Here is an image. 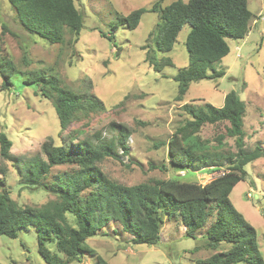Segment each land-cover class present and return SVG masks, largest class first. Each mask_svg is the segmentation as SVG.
I'll list each match as a JSON object with an SVG mask.
<instances>
[{
  "label": "rangeland",
  "instance_id": "1",
  "mask_svg": "<svg viewBox=\"0 0 264 264\" xmlns=\"http://www.w3.org/2000/svg\"><path fill=\"white\" fill-rule=\"evenodd\" d=\"M74 1L84 17L81 33L76 36L67 30L62 43H52L28 31L9 0H0V57L8 54L16 68V71H10L12 85L9 88H2L0 72V132H5L12 140L11 150L15 156L6 159L0 154V168L6 170L5 174L0 173V184L2 178L5 180L0 186L19 205L41 206L57 198L42 186L24 183L16 167L20 164L19 158L41 153V144L48 137H53L55 143L60 142L61 126L52 100L24 82L23 73L30 70L55 74L63 85L74 91L83 90L90 80L91 91L104 101L106 109L103 112L73 122L65 130L66 135L73 131L86 137L100 132V138L109 141L118 135V131L110 126L112 122L128 127L131 153L123 155L119 148L118 157L106 156L99 162L103 172L120 183L134 185L153 178H168L173 170L160 166L168 161L166 142L169 136L186 115L182 106L209 102L220 107L225 94L233 89L247 105L244 118L247 148L253 149L257 145L264 148V0H248L254 13L248 34L239 40L227 38L230 51L216 63V68L223 69L225 74L216 79L192 82L182 101L176 100L178 82L174 75L188 65L189 23L180 30L173 49L162 53L155 44L159 13L150 10L157 0ZM172 1L164 0L162 6ZM140 7L147 11L135 29L120 25L113 31L114 40L101 35V32L112 30L111 23L117 14L128 15ZM254 19L259 21L256 26ZM147 51L157 59L170 57L173 64L156 71L146 61ZM225 125V122L206 125L200 137L202 140L209 138L210 145L217 148L216 136L225 131ZM222 144L224 154L236 151L234 138L225 136ZM73 170L75 167L71 164L55 165L42 182L57 185L65 173ZM246 170L247 178L235 185L230 198L255 226L264 257V157L248 163ZM186 171L184 175L179 172L175 175L181 180L207 183L222 173ZM66 215L69 222L76 225L74 216ZM214 219L215 215L210 217L206 226L197 232V238L187 237L184 225L168 219L157 245L132 243V236L123 231L118 221L112 220L87 242L110 264H196L197 259L229 247L221 244L212 249L206 244L203 234ZM37 232L35 226H29L19 230L15 238L1 235L0 264H47L38 252ZM47 246L57 251L55 242L49 241ZM69 264H98V260L85 254Z\"/></svg>",
  "mask_w": 264,
  "mask_h": 264
},
{
  "label": "trees",
  "instance_id": "2",
  "mask_svg": "<svg viewBox=\"0 0 264 264\" xmlns=\"http://www.w3.org/2000/svg\"><path fill=\"white\" fill-rule=\"evenodd\" d=\"M163 1L157 0L150 8L159 13L155 35L159 52L171 51L184 24L191 26L186 38L188 65L174 75L178 82L176 100L181 101L192 82L216 79L225 74L223 69L216 68V63L230 51L227 38L243 39L250 30L254 13L248 6V0H174L162 6ZM9 2L28 31L52 43H62L67 30L78 36L84 27L83 14L74 0ZM146 11L140 7L128 15L117 14L111 23L112 30L101 32V35L114 40L113 31L120 25L135 29ZM2 56V88H9L16 68L8 54ZM146 61L156 71L173 64L170 57L157 59L149 51ZM23 74L26 84L52 100L61 126L60 142L55 143L53 137H48L41 144V153L19 158L20 164L15 165L24 183L42 186L57 198L41 206H21L0 186V236L15 238L19 230L35 226L38 230V252L47 264H69L85 254L95 256L98 264H110L97 254L87 239L112 220L118 221L123 231L132 236V243L157 245L166 220L179 222L185 226L187 237L197 238V232L215 215L203 234L205 242L212 249L221 244L229 247L197 259L196 264L248 261L264 264L255 226L230 198L235 185L248 176L246 165L264 157L261 145L247 148L244 128L247 105L237 90L227 92L220 107L209 102L202 105L185 103L182 106L186 113L184 120L175 127L166 142L169 167L167 164L160 166L161 169L173 170L172 174L168 178L126 185L109 178L99 166L106 156L118 157L119 148L125 155L131 153L127 145L130 133L125 124L111 123L118 135L109 141L100 138V132L86 137H80L73 131L65 134L73 122L106 109L104 101L91 91L92 82L89 80L83 90L74 91L63 85L55 74L38 69ZM221 122L226 124L225 131L216 136V148L210 145L209 138L202 140L200 132L206 125ZM225 136L234 138L236 151L225 154L221 151ZM12 144L9 136L1 131L2 157H15ZM59 164H71L75 170L65 173L57 185L43 183L52 168ZM203 168L222 173L207 183L185 181L175 175L181 170L199 171ZM5 171L0 168L1 174ZM4 181L2 178L1 182ZM84 192L87 194L83 195ZM67 213L74 216L76 225L69 222ZM49 241L55 242L57 251L47 246Z\"/></svg>",
  "mask_w": 264,
  "mask_h": 264
},
{
  "label": "built area",
  "instance_id": "3",
  "mask_svg": "<svg viewBox=\"0 0 264 264\" xmlns=\"http://www.w3.org/2000/svg\"><path fill=\"white\" fill-rule=\"evenodd\" d=\"M120 153L123 154V155H125L123 149L120 150ZM186 172H187L186 170H181V171L179 172V174H180V175H184Z\"/></svg>",
  "mask_w": 264,
  "mask_h": 264
},
{
  "label": "crops",
  "instance_id": "4",
  "mask_svg": "<svg viewBox=\"0 0 264 264\" xmlns=\"http://www.w3.org/2000/svg\"><path fill=\"white\" fill-rule=\"evenodd\" d=\"M254 23H256V24H253V25L256 26V25L259 23V21H257L256 19H254ZM250 28H251V27H250ZM185 95H186V94H185ZM185 95H184V96H185ZM181 101H182V100H181ZM205 169H206V168H203V169L199 170L198 172H201V173H202L203 171H205ZM199 175H200V174H199ZM181 225H182V224H181Z\"/></svg>",
  "mask_w": 264,
  "mask_h": 264
},
{
  "label": "clouds",
  "instance_id": "5",
  "mask_svg": "<svg viewBox=\"0 0 264 264\" xmlns=\"http://www.w3.org/2000/svg\"><path fill=\"white\" fill-rule=\"evenodd\" d=\"M129 139V138H128ZM127 145L129 146V144H128V140H127Z\"/></svg>",
  "mask_w": 264,
  "mask_h": 264
},
{
  "label": "water",
  "instance_id": "6",
  "mask_svg": "<svg viewBox=\"0 0 264 264\" xmlns=\"http://www.w3.org/2000/svg\"><path fill=\"white\" fill-rule=\"evenodd\" d=\"M261 206V204H259Z\"/></svg>",
  "mask_w": 264,
  "mask_h": 264
}]
</instances>
